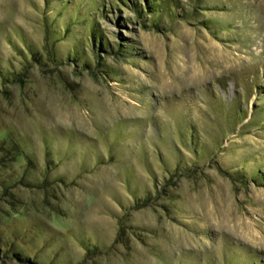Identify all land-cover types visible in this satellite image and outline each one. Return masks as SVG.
I'll return each mask as SVG.
<instances>
[{
  "label": "rangeland",
  "instance_id": "obj_1",
  "mask_svg": "<svg viewBox=\"0 0 264 264\" xmlns=\"http://www.w3.org/2000/svg\"><path fill=\"white\" fill-rule=\"evenodd\" d=\"M0 264H264V0H0Z\"/></svg>",
  "mask_w": 264,
  "mask_h": 264
},
{
  "label": "trees",
  "instance_id": "obj_2",
  "mask_svg": "<svg viewBox=\"0 0 264 264\" xmlns=\"http://www.w3.org/2000/svg\"><path fill=\"white\" fill-rule=\"evenodd\" d=\"M136 10H137V12H139L138 8Z\"/></svg>",
  "mask_w": 264,
  "mask_h": 264
}]
</instances>
